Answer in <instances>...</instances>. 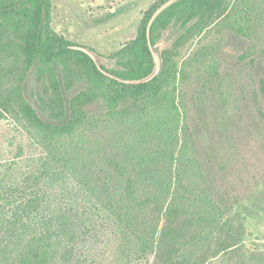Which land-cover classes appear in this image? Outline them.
I'll use <instances>...</instances> for the list:
<instances>
[{"label": "trees", "instance_id": "1", "mask_svg": "<svg viewBox=\"0 0 264 264\" xmlns=\"http://www.w3.org/2000/svg\"><path fill=\"white\" fill-rule=\"evenodd\" d=\"M232 3H154L107 67L55 29L52 0H0V120L11 116L43 147L26 180L0 177V264H92L107 232L162 264H197L223 231L220 246L231 247L233 199L190 132L178 60L214 25L253 35ZM171 24L183 31L155 74L153 46ZM34 67L45 117L24 94Z\"/></svg>", "mask_w": 264, "mask_h": 264}, {"label": "rangeland", "instance_id": "2", "mask_svg": "<svg viewBox=\"0 0 264 264\" xmlns=\"http://www.w3.org/2000/svg\"><path fill=\"white\" fill-rule=\"evenodd\" d=\"M52 1L55 29L86 46L99 64L114 67L117 59L110 56L136 37L147 10L156 2L164 4L162 10L176 0ZM227 2H235L238 10L246 8L241 17L253 20V35L220 23L192 42L178 60L180 99L190 132L212 155V181L218 192L233 199L231 247L222 250L220 241L228 238L223 231L211 240L208 251H198L202 258L197 264H264V0ZM182 31L174 24L159 30L153 46L155 74L163 51L172 48ZM44 88L34 67L24 82V94L43 117L39 106ZM83 88L81 82L66 91L67 100ZM42 153L43 147L11 116L0 120V177L15 183L26 180ZM92 257V264H162L152 256L138 259L134 249L111 232L100 237Z\"/></svg>", "mask_w": 264, "mask_h": 264}]
</instances>
